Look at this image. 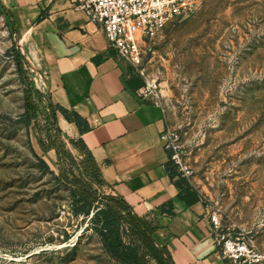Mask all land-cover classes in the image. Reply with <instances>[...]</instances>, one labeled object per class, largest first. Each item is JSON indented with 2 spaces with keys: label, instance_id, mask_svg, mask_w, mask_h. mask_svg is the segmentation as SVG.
<instances>
[{
  "label": "rangeland",
  "instance_id": "rangeland-1",
  "mask_svg": "<svg viewBox=\"0 0 264 264\" xmlns=\"http://www.w3.org/2000/svg\"><path fill=\"white\" fill-rule=\"evenodd\" d=\"M14 44L25 56L0 0V264H112L89 219L73 215L69 186L52 173L62 162L70 176L90 180L86 157L71 142L76 131L60 112L54 121L47 79L27 60L25 74L19 70ZM143 49L190 179L212 195L225 230L246 233L264 253V0H207ZM29 100L37 117L27 126L21 117ZM51 142L62 154L46 150ZM35 153L52 171L39 169ZM94 187L112 194L106 185Z\"/></svg>",
  "mask_w": 264,
  "mask_h": 264
},
{
  "label": "crops",
  "instance_id": "crops-1",
  "mask_svg": "<svg viewBox=\"0 0 264 264\" xmlns=\"http://www.w3.org/2000/svg\"><path fill=\"white\" fill-rule=\"evenodd\" d=\"M1 2L26 54L44 70L52 101L88 120L91 129L81 134L61 116L93 152L109 189L159 224L154 237L169 247L177 264H228L211 220L220 210L204 186L186 178V190L178 177H170L171 153L161 139L169 128L167 115L140 96L144 78L111 47L103 28L74 0Z\"/></svg>",
  "mask_w": 264,
  "mask_h": 264
},
{
  "label": "trees",
  "instance_id": "trees-1",
  "mask_svg": "<svg viewBox=\"0 0 264 264\" xmlns=\"http://www.w3.org/2000/svg\"><path fill=\"white\" fill-rule=\"evenodd\" d=\"M14 57L19 70L25 74V56L18 45L13 47ZM28 87L32 91L35 86L28 82ZM52 117L57 122L58 112H60L69 122L74 123L81 134L89 131L91 126L88 120L76 110H71L59 103L50 101ZM26 112L21 117L27 126L37 117V106L30 100L26 104ZM57 131V138L60 140V129ZM52 137V135H51ZM52 139V138H51ZM71 142L85 155V172L90 180H86L73 171L72 176L59 162L60 173L55 174L59 182H64L70 190V206L74 216H82L83 220L89 219L88 228L98 237L103 253L110 259L112 264H177L167 245L159 243L154 234L159 228V224L147 216L139 215L134 207L120 194H100L94 187V182L101 185L109 184L105 181L101 168L99 167L93 152L86 145L82 137L71 139ZM57 148L62 154L61 147L57 142H51L50 147ZM37 165L42 171H52L50 165L44 157L34 154ZM65 157L72 155L65 152ZM63 159V158H62ZM61 159V160H62ZM74 161V160H73ZM167 170L171 178L178 177L177 183L186 185L189 189V182L182 176L175 162L170 158L167 162ZM83 175V174H82ZM71 234L65 231V239H69Z\"/></svg>",
  "mask_w": 264,
  "mask_h": 264
},
{
  "label": "built area",
  "instance_id": "built-area-1",
  "mask_svg": "<svg viewBox=\"0 0 264 264\" xmlns=\"http://www.w3.org/2000/svg\"><path fill=\"white\" fill-rule=\"evenodd\" d=\"M76 8L106 32L110 45L144 78L139 94L153 100L166 113L160 83L144 58L145 40L159 34L169 23L198 11L207 0H74ZM161 139L181 174L190 178L192 169L184 163L179 135L167 128ZM217 243L228 264H264V253L246 236L224 230L218 210L211 213Z\"/></svg>",
  "mask_w": 264,
  "mask_h": 264
},
{
  "label": "water",
  "instance_id": "water-1",
  "mask_svg": "<svg viewBox=\"0 0 264 264\" xmlns=\"http://www.w3.org/2000/svg\"><path fill=\"white\" fill-rule=\"evenodd\" d=\"M25 58L27 60V62L29 63V65L31 66V68H33L34 70L38 71L40 73V75L45 78V75L43 73V71L40 69V67L35 64L29 57L27 54H25Z\"/></svg>",
  "mask_w": 264,
  "mask_h": 264
}]
</instances>
